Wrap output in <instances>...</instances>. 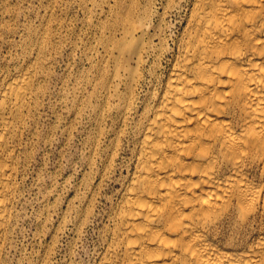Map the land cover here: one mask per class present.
<instances>
[{
    "label": "bare ground",
    "instance_id": "bare-ground-1",
    "mask_svg": "<svg viewBox=\"0 0 264 264\" xmlns=\"http://www.w3.org/2000/svg\"><path fill=\"white\" fill-rule=\"evenodd\" d=\"M184 6L173 47L156 54L155 34L135 26L119 47L115 78L127 94L114 93L112 110L130 139L113 131L111 160L124 162L89 200L102 226L97 264H264L260 223L252 239L224 234L264 216V0L174 8ZM35 76L33 64L0 76V264L18 219L26 120L43 93Z\"/></svg>",
    "mask_w": 264,
    "mask_h": 264
},
{
    "label": "rangeland",
    "instance_id": "rangeland-1",
    "mask_svg": "<svg viewBox=\"0 0 264 264\" xmlns=\"http://www.w3.org/2000/svg\"><path fill=\"white\" fill-rule=\"evenodd\" d=\"M177 1L0 0V76L33 64L43 89L26 120L22 189L7 264H97L102 226L100 218L88 215L89 200L97 197L100 181L111 187L124 162L122 156L111 160L113 131L122 130L124 143L130 139L129 121L120 124L118 110H112L114 93L127 94L124 80L115 78L119 62L126 61L121 48L133 26L155 34L156 54L173 47L186 19L185 6L174 8ZM154 59L148 76L156 70ZM168 59L163 57L161 67L166 69ZM85 219L91 221L84 224ZM251 223L227 225L224 234L252 239L259 223L264 233V216Z\"/></svg>",
    "mask_w": 264,
    "mask_h": 264
}]
</instances>
